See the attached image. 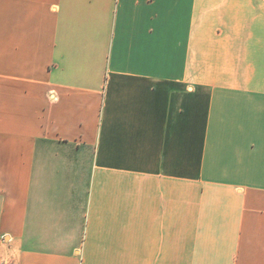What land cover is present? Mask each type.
<instances>
[{"label": "crops", "instance_id": "obj_1", "mask_svg": "<svg viewBox=\"0 0 264 264\" xmlns=\"http://www.w3.org/2000/svg\"><path fill=\"white\" fill-rule=\"evenodd\" d=\"M0 260L264 264V0H0Z\"/></svg>", "mask_w": 264, "mask_h": 264}, {"label": "built area", "instance_id": "obj_2", "mask_svg": "<svg viewBox=\"0 0 264 264\" xmlns=\"http://www.w3.org/2000/svg\"><path fill=\"white\" fill-rule=\"evenodd\" d=\"M0 264H16V263L12 260H0Z\"/></svg>", "mask_w": 264, "mask_h": 264}]
</instances>
